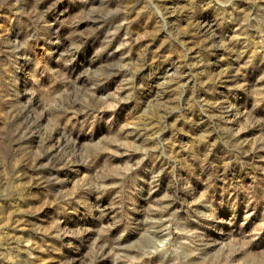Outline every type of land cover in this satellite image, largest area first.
Listing matches in <instances>:
<instances>
[{
    "label": "rangeland",
    "instance_id": "obj_1",
    "mask_svg": "<svg viewBox=\"0 0 264 264\" xmlns=\"http://www.w3.org/2000/svg\"><path fill=\"white\" fill-rule=\"evenodd\" d=\"M0 264H264V0H0Z\"/></svg>",
    "mask_w": 264,
    "mask_h": 264
}]
</instances>
